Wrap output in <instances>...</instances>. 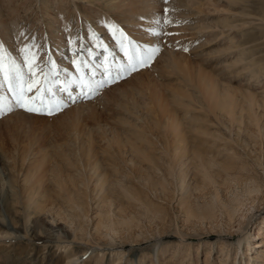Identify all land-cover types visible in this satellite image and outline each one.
<instances>
[{"label": "rangeland", "instance_id": "374dc122", "mask_svg": "<svg viewBox=\"0 0 264 264\" xmlns=\"http://www.w3.org/2000/svg\"><path fill=\"white\" fill-rule=\"evenodd\" d=\"M26 51L64 106L0 88V264H264V0H0L5 70ZM89 66L119 78L80 96Z\"/></svg>", "mask_w": 264, "mask_h": 264}, {"label": "snow or ice", "instance_id": "6c2138e0", "mask_svg": "<svg viewBox=\"0 0 264 264\" xmlns=\"http://www.w3.org/2000/svg\"><path fill=\"white\" fill-rule=\"evenodd\" d=\"M157 24L160 21H156ZM120 37L121 49L125 52V55L128 57L126 67L123 71L127 74H131L141 67L150 66L151 61L154 59L155 55L159 52L158 48H144L140 49L139 46L135 48L133 52L132 44L133 42L119 29H113ZM155 31V30H154ZM159 34V33H156ZM25 64L28 66L27 71H25L19 64L14 60L11 61L10 66L5 70L2 58H0V74L3 75V83H0V88L7 85L9 92L13 94L15 99V104L21 108H24L29 112H45L48 115L54 114L56 111H59L64 106L60 104H52L51 98L54 97L55 93L53 91V84L55 83L50 77L53 75L51 69L54 68L53 62L49 61V70L45 71L39 63H37L36 54L29 56L25 54L24 57ZM79 71L83 72V67L78 68ZM39 72L43 76V86L39 89H36L34 95L30 96L29 93L33 92L36 84L41 83L39 79H35ZM116 78H119V74ZM104 81L98 85L99 87L106 86L107 83L114 82ZM88 87V86H86ZM97 89H90L91 91H96ZM66 91V89H63ZM5 106L0 105V111H4Z\"/></svg>", "mask_w": 264, "mask_h": 264}, {"label": "bare ground", "instance_id": "6f19581e", "mask_svg": "<svg viewBox=\"0 0 264 264\" xmlns=\"http://www.w3.org/2000/svg\"><path fill=\"white\" fill-rule=\"evenodd\" d=\"M92 68H94V66L92 67ZM84 69V68H83ZM89 69H90V66H89ZM79 72H81V71H79ZM82 74H85V75H88V74H86V72H85V69L83 70V72H81ZM90 75H89V77L86 79V81H85V83H86V86H88V84H90L89 83V81L90 82H93L94 83V85H95V82L99 85L101 82L100 81H96L94 78H92L93 77V71L90 69ZM80 75L82 78H84L83 77V75ZM94 76H99V73L98 74H96V73H94ZM101 76V75H100ZM74 77H75V75H74ZM64 81V80H63ZM77 82H78V86H77V84H76V88H77V90H79L80 88L81 89H83V91L81 90L80 91V96L82 95V96H85V95H87V96H90L94 91H91L90 89H93V83H91V85L89 86V87H85V89H87L86 91H85V89H84V87L82 86V83L77 79ZM81 86H80V85ZM98 85H96V87H98ZM95 87V88H96ZM70 87H68V94H71L72 96H71V98L70 99H75V98H73V95H75V93H76V91H73V88H71V89H69ZM79 88V89H78ZM94 88V89H95ZM88 90H90L89 92H88ZM78 93V92H77ZM85 94V95H84ZM79 96V97H80ZM13 97V94L11 93V92H9V104H10V101H11V98ZM78 97V98H79ZM77 98V99H78ZM76 100V99H75ZM75 102V101H74ZM77 103V102H76ZM13 104H10L9 106L11 107ZM8 106V107H9ZM11 108H14V107H11ZM177 134H178V132H177ZM177 136V135H176ZM178 138V137H177ZM182 138V137H181ZM182 144V143H181ZM182 152V151H181ZM171 157H172V160L174 161L175 159H177L178 158V155H177V153H175V154H173V155H171ZM227 171H226V175H228V177L226 176L225 178H224V183H223V186L224 187H226L225 185L227 184V183H229V170L228 169H226ZM219 181H217V180H215L214 178L212 179L211 178V181H210V185H212V186H214V190H215V194H214V196H213V199L215 200V203L216 204H219L220 205V207H219V210H221L222 212L221 213H223V212H226L227 214H228V216L229 217H231V213H230V209L231 208H229V202L228 203H225V201H222L223 200V198H222V190H224L222 187H221V185L218 183ZM246 193H248V191L246 192ZM226 194H227V191H226ZM224 197H226V199L229 201V198L227 197V196H224ZM212 211V210H211ZM233 212V211H232ZM210 215V214H209ZM211 218H215V215L213 216V214L211 215ZM212 221V220H211ZM59 242V241H58ZM62 242H64V241H62ZM65 244L64 245H68V243L67 242H64ZM59 244V243H58ZM67 247H69V246H67ZM72 247V246H71ZM262 247H264V243H262V244H258V245H255V248H257V249H259V248H262ZM64 249V248H63ZM91 249H92V247H91ZM251 260H255V258L252 256L251 257ZM78 262V261H77ZM68 264H77L76 263V261H72V262H68Z\"/></svg>", "mask_w": 264, "mask_h": 264}]
</instances>
